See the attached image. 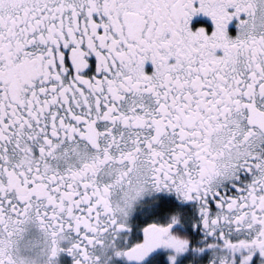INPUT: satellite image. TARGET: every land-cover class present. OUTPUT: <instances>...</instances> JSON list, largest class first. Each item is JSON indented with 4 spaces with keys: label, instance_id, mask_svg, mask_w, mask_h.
Instances as JSON below:
<instances>
[{
    "label": "snow or ice",
    "instance_id": "1",
    "mask_svg": "<svg viewBox=\"0 0 264 264\" xmlns=\"http://www.w3.org/2000/svg\"><path fill=\"white\" fill-rule=\"evenodd\" d=\"M0 264H264V0H0Z\"/></svg>",
    "mask_w": 264,
    "mask_h": 264
}]
</instances>
